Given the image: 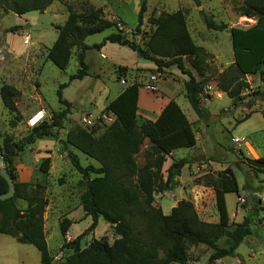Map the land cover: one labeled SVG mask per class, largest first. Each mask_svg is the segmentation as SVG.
Masks as SVG:
<instances>
[{"label":"trees","instance_id":"1","mask_svg":"<svg viewBox=\"0 0 264 264\" xmlns=\"http://www.w3.org/2000/svg\"><path fill=\"white\" fill-rule=\"evenodd\" d=\"M53 2L0 0V10L18 16L30 12L44 13ZM146 5L147 0H144L138 15V25L131 38L123 36L117 28L118 23L106 19L102 9L91 7L89 3L82 4L80 11L69 7L67 21L56 27L58 37L48 50L47 60L59 70L65 71L75 56L78 70L70 77V82L84 80L89 76L86 53L89 50L100 51L108 43L130 48L141 59L152 62L160 74L177 65L178 70L188 77L185 97L199 121L208 125L210 115L201 102V94L206 86H203V81H209V65L204 50L195 44L187 27L186 16L181 10L151 18L150 23L155 28L145 47H141L134 39L144 25ZM246 7L244 15L256 19V23L248 28H230L234 63L219 75L216 84L212 83L228 97L238 101L242 100L241 94L249 87L247 75L258 74L264 82V0H247ZM204 22L210 30L224 32L228 29L226 24H217L211 17L204 16ZM21 30L22 26H15L8 29L7 33H18ZM107 31L110 33L99 44L86 43L89 37ZM186 62L196 76L185 66ZM116 73L121 78L131 71L127 67H117ZM67 86L62 85L58 91L60 103L65 108L53 114L50 122L46 119L31 129L20 143H13V147L7 144L2 151L5 170L14 182L15 194L10 199L0 200V234L34 246L41 254V264H53L44 222L48 206L46 179L52 161L51 158L42 159L31 181L24 183L19 181L15 158L39 140H58L56 129L59 124L56 120L70 113L71 105L63 99L61 92ZM143 87L145 85L136 81L105 108L104 116L113 118V122H105L104 130L79 129L66 135L64 142L67 148L73 147L100 166L90 164L83 167L78 157L70 153L72 165L86 181L80 196V206L86 216L92 218V223L74 240L65 239L61 250H71L73 254L63 264H188L189 248L198 246L213 250L207 264L237 257L241 244L252 235L254 222L248 216L241 223L230 222L225 196L239 193L238 181L231 168L213 175L217 178L215 181H207V176L204 177L205 184L213 187L216 194L218 223L202 221L191 201H180L168 215L154 206V194L158 185L164 181L162 169L167 157L176 150L194 148L197 138L192 124L174 101L164 108L156 121L141 119L138 102L139 91ZM0 94L4 106L15 115L16 121H22L15 101L19 91L5 85ZM261 97L264 101V93ZM235 105L238 106V103ZM249 118L250 115L237 121L236 125ZM11 126L16 127L17 122ZM147 140L149 146H145ZM144 148L146 160L140 163ZM248 162L264 169V156L259 159L249 158ZM190 164L188 159L173 161L167 170L166 188L175 185V178L181 177L182 170ZM8 190V184L0 174V195ZM19 201L26 202L25 210L19 208ZM262 211L264 207L258 209V212ZM101 219L110 225L118 239L113 244L93 240L89 246L84 247V238L97 229ZM71 226L72 222L68 218L60 223L64 237ZM222 238H225V243L220 245Z\"/></svg>","mask_w":264,"mask_h":264},{"label":"rangeland","instance_id":"2","mask_svg":"<svg viewBox=\"0 0 264 264\" xmlns=\"http://www.w3.org/2000/svg\"><path fill=\"white\" fill-rule=\"evenodd\" d=\"M247 0H147L146 12L144 14V25L141 28L139 35L135 37V41L145 47L148 37L154 30V25L150 23L151 18H157L164 13H174L178 10L183 11L188 17L189 28L198 44L207 46L206 59L209 62L208 77L209 81H203L204 85L210 83L216 84L219 77V68L227 69L230 66V61L233 59V46L230 35V28L241 27L248 28L256 23V19H250L244 14L246 12ZM105 0H88L91 7L99 9L103 7ZM122 4H121V3ZM144 0H113L114 8L121 10L124 14V22L126 32L130 38L134 30V24L138 22V15ZM78 4V3H73ZM58 4H55L54 8ZM89 6H86L88 8ZM1 9V8H0ZM81 10L79 6L78 10ZM204 16L211 17L217 24H226L228 29L224 32L214 31L207 28L204 22ZM68 17V13L61 9L60 13L53 14L51 12H30L23 16H18L11 12L0 10V90L3 86L9 85L16 88L19 94L15 101L18 111L22 117V121H16V117L3 104L0 94V144L2 151L7 144L13 147V143H20L26 135L31 132L27 126L29 117L39 111L44 110L47 115V120L50 122L53 114H58L65 107L61 105L58 91L64 84L68 86L61 90L62 97L66 101H70V113L63 119H58V130L56 129L58 138L62 135L61 142L62 158H59L58 152L54 157L55 165L54 174L48 180L46 179V187H49L48 198L53 201L52 210L47 220L46 239L49 252L52 256L53 264H63L67 258L72 256L71 250H61L62 245L66 241H72L76 234L85 232L92 223V219L79 222L74 225L69 235L72 240L64 237L60 230V223L63 220V214L66 212V206L71 211L80 206V196L86 186V181L76 171L71 163L70 153H65L68 148L65 145V138L68 132L79 129H94L103 128L106 126L104 115L105 108L96 105L95 108L79 109L80 102L83 100V89L91 86L94 68L84 80H75L70 82V77L77 73L78 61L75 56L72 57L68 68L65 71L59 70L52 62L47 60V54L50 47L57 38V25H63ZM26 22L31 24L29 29ZM23 26L18 33H7L11 27ZM113 31V30H112ZM110 31L102 34L91 36L87 39L88 44L100 43ZM134 33V32H133ZM15 46H22L19 50H14ZM75 51V50H74ZM90 58H94L98 66H103L107 63L97 50L89 53ZM87 62V61H86ZM147 67L153 66L149 61L144 62ZM185 66L190 69L188 62ZM192 73H195L194 71ZM131 75L125 73L123 76ZM136 80L157 92L160 83L164 84L163 89L170 87L178 93V103L181 110L184 111L187 119H198L193 111L187 98L184 96V87L182 79H188L180 70L172 67L170 70H165L158 78V72L153 74H145L138 72ZM196 75V73H195ZM153 77V78H152ZM185 77V78H184ZM105 80L109 82L110 75L108 71L104 74ZM122 78V77H121ZM133 77L130 78L129 84L133 83ZM120 79V78H119ZM162 81V82H161ZM246 82L249 87L241 94V101L233 100L226 93L218 89V93L201 97L202 106L209 112L208 125L204 122L198 128L193 125V130L200 145V150L191 154V161H198V164L193 162L182 170L181 177L175 178V185L171 188H166L165 181L167 170L172 165L173 160L168 156L163 165L164 181L158 185V189L154 194V206L161 208L164 214H170L173 207H176L182 200L191 201L202 220L211 223H218L216 200L208 193L194 192L192 189L197 182H204L202 178L207 173H210L206 157L202 155L205 149L209 155L218 159V157L226 156V151L229 147H234L231 143L232 138L242 139L241 147L245 150V140H249L260 156L264 155V129L260 122V118H253L250 122L243 126H236V122L243 120L248 115L254 112H260L264 116V101L261 94L264 93V82L260 76L247 75ZM110 86H113L114 81H110ZM116 87L122 88L121 84H115ZM73 102V104L71 103ZM238 103V106L235 105ZM190 111V112H189ZM17 122L16 127L11 124ZM104 130V128H103ZM263 131V132H262ZM235 143V142H234ZM149 140L145 146H149ZM237 144V143H236ZM239 144V143H238ZM227 147V148H223ZM251 151V146H248ZM65 148V149H64ZM78 157L80 164L87 167L93 161L78 150H73ZM3 153V152H2ZM146 148L142 150L139 161L143 163L146 160ZM239 156V153H237ZM230 161L233 164V169L237 172V178L241 185L240 191L244 193L243 184L248 183L255 192L264 194V169L252 165L248 162V168H238L235 161L238 158L235 154L230 155ZM193 158V159H192ZM251 157H247V159ZM177 161V160H174ZM24 166L32 162V156L29 150L20 155H16L15 163L17 172L21 164ZM50 169V170H51ZM34 173V172H33ZM215 174V173H214ZM214 174L207 175V181H215L217 179ZM248 174V175H246ZM39 177H43L39 175ZM48 189V188H47ZM47 191V190H46ZM47 194V193H46ZM196 194V196H195ZM63 197V198H62ZM63 201H61V200ZM236 194H231L227 199V206L230 211V222L236 223L233 218L234 209L236 206ZM263 198L248 197L245 198L244 207L251 205L252 210H248L245 216L251 217L254 225L252 226L253 235L245 239L237 250L238 259L225 258L217 261L215 264H264V211L258 212L259 208L264 207ZM259 200L262 201L259 202ZM19 206L26 205L25 202L19 201ZM47 209L45 216L47 214ZM218 219V220H217ZM81 232V233H78ZM78 235V236H79ZM118 239L115 231L103 219L100 220L97 229L84 238L83 246H89L93 240L107 241L113 244ZM220 245L225 243V238L220 240ZM188 264H207L213 250L205 246L190 247ZM0 264H41L40 252L31 245L21 244L15 239L0 234Z\"/></svg>","mask_w":264,"mask_h":264},{"label":"crops","instance_id":"3","mask_svg":"<svg viewBox=\"0 0 264 264\" xmlns=\"http://www.w3.org/2000/svg\"><path fill=\"white\" fill-rule=\"evenodd\" d=\"M73 3H78V4H73ZM84 3H88V0H54L52 5L45 12H51L53 14H56V13H60L61 9L63 8V11H66V13H68V15H69V12H68L69 7H72L74 10H78L79 6L81 7L82 4H84ZM55 4H58L56 8H54ZM113 5H114L113 0H105L103 7H100L99 9L103 10L106 19H108L110 21L118 20V21H122L123 23H125L124 22V20H125L124 14L122 13V11L119 9L116 10ZM79 11H80V9H79ZM185 16H186L188 30H189L195 44L199 48L203 49L205 54H207L208 53L207 52V50H208L207 46H205V45L201 46L200 44H198L196 42V40H195V38H194L190 28H189V25H188V17L186 14H185ZM66 21H67V19H66ZM125 25L128 26V24H126V23H125ZM134 25H135L134 26V29H135L138 25V22ZM57 26H61V25H57ZM29 27H31V24L26 22V26L23 28L29 29ZM57 37H58V33H57ZM86 43H87V40H86ZM94 44H99V43H93V44H88V45H94ZM21 47L22 46H15L14 50H16V48H17V50H19ZM92 51L93 50H89L86 53V61H87V64L89 66V72L91 71L92 67L94 68V72H93V74H90L92 77L91 86L83 89V93H84L83 94V100H81L80 106H79V109H81V110H84L87 108H92V107L95 108L96 105H99V106H102L103 108H106L113 100H115L121 93H123L126 88H128L130 85H132L136 81L138 82V80H136V76H137L136 74L138 73V71H142L145 74H149L151 76H153V74L157 73L156 67L152 62L151 63L153 64V66L147 67V65L144 63L147 60L141 59L137 55L136 52L132 51L128 47H124V46H120L118 44H112V43L106 44L100 51H98L99 55L107 61V63H103V66H101V65L98 66V63H96L95 59L90 58L91 56L89 55V53ZM206 63L209 64V62H207V59H206ZM233 63H234V54H233V59L230 61L229 64L232 65ZM117 67H127L128 69H130L132 76L127 75L126 77H122L119 79L118 75L116 73ZM219 69H220L219 70V75H220L221 73L224 72L225 68L221 67ZM190 70H191V72L194 71L191 68V66H190ZM105 71H108V73L110 75L109 82L107 80H105V78H104ZM193 74L195 75V73H193ZM131 77H133L132 80L134 82L129 84V80ZM110 81H114L115 84L116 83L121 84L123 87L118 88V87H116L115 84L113 86H110V84H109ZM182 81H183L182 86L184 87L185 82L187 80L182 79ZM163 86H164V84L160 83L158 86L157 92H153L151 89H149L147 87H143L140 89L138 107H139V116L141 117V119L150 120L153 122L156 121L158 119V117L161 115L164 108L171 101L176 102V104L180 107V105L178 103V96H180L181 94L178 95V93H176V92H178V91L181 92V90L175 91V89L170 88V87L163 89ZM184 96H185V87H184ZM71 103L73 104V102H71ZM182 112L184 113L183 110H182ZM255 117L260 118L261 124L262 125L264 124L263 114L260 112H254L250 115V118L247 121H245L244 123H242L238 126H243V125L247 124L248 122H250ZM198 120L199 119H192V121H189V122L192 124V127H193V125H195L198 128L199 126H201L200 125L201 123H199ZM238 126L236 125L233 128L238 127ZM262 127L264 129V125ZM245 137L246 136L242 137L243 141H244ZM233 139L234 138L231 139V143L234 145V147L230 146L229 149H227V151H226V156H224V157L220 156V157H218V159H215V157L212 155H209V153L205 149H203V151H201L202 155L205 156L206 160H207V163H205V165L212 168L210 170V173H207L202 178H204L208 174H214V173H215L214 176H216V173L218 174L220 172H223L227 168H231L233 170V172L236 176V179L238 181V185H239V193L236 194L237 199H236L235 209L233 210L234 211L233 218L236 219V223H241L244 220V217H246L245 215H246L247 211L252 210V208H253L251 205H249L248 207L243 206V204L245 202V198L258 197L260 199V198H263L264 194L262 195V193H260V192H255L252 189V187H250V184L247 185L248 183H245L242 186L244 193H242L240 191L241 185H240L239 180L237 178V172L235 171V169H233V164L230 161V158H231L230 155L235 154L237 156L236 158H238V159L234 163H235V165H238V168H241L239 166H242L244 169L247 168V170L250 172V169H249L250 167L248 168V165H247V157L249 155H248V153L245 152L243 147H241V145H240L242 143L241 142L242 139L240 140L239 138H235L239 141V144L234 143ZM246 141H249V140L246 139L245 142ZM61 142H63L62 135L60 136V138H58V140H51V139L39 140L33 146L26 148V150H29L31 153L32 162H30L26 166H24L25 162H23V164H21V167L19 168V174H18L19 181L24 182V183L30 182L32 175H33V172L36 170L37 165L44 158H51V161H52L51 165L52 164L55 165L54 157L56 156L57 152H58L59 158H62V154H61L62 151H61V147H60ZM199 148H200V145L197 142L196 146L192 149L176 150L170 155L172 158L171 160H173V161L177 160L178 161L181 159H188L191 163L193 162L196 165L199 162L195 161V160L191 161L190 158H191V154L196 153L197 151L200 150ZM223 148H227V147H223ZM73 150H74L73 147H68V150L67 151L63 150V152L74 154ZM237 153H239V156ZM89 159H91V158H89ZM91 160L93 162L90 164H92L96 167L100 166L99 163H97L95 160H93V159H91ZM53 169H54V166H53ZM53 169L50 170L49 176L47 177V180L50 177H52V175L54 174ZM246 175H248V174H246ZM47 188L48 189L46 191V193H47L46 198L48 200V206L46 209L48 211H47L46 216L44 215L45 234H46V227H47V220H48L47 216H49L50 210H52V208H53L52 207L53 201L48 198L49 187L47 186ZM192 190L195 193L201 192V193H203V195H204V193H208L209 195H211V197H213L214 200H216V194H215L214 188L206 185L205 181L204 182H197ZM229 195H231V194H226V196H225L226 204H227V199H228ZM195 196H196V194H195ZM262 201H264V199ZM262 201L259 200V202H261V203H262ZM18 206H19V203H18ZM19 208H21L22 210H25L27 208V204L24 206H19ZM227 209H228V206H227ZM228 212L230 213L229 209H228ZM63 215H64L63 219L68 218L72 222V226L70 227V229L74 225L78 224L79 222L86 221V220L89 221L90 220L89 218H91V217L86 216V214H85V212L81 206H78V207H76L75 210L71 211L67 205L66 206V212ZM216 216L219 219L218 213ZM202 221L211 223L209 221H206L205 219ZM70 229H69V231H70ZM69 231L66 234V238H68L69 240H72L71 236L69 235ZM78 233H81V232H78ZM1 235H3V234H1ZM78 235L79 234H76L75 237H78ZM252 235H253V231H252ZM5 236H7V235H5ZM15 240L17 241V239H15ZM235 258L238 259L239 257H235ZM235 258H232V259H235Z\"/></svg>","mask_w":264,"mask_h":264},{"label":"built area","instance_id":"4","mask_svg":"<svg viewBox=\"0 0 264 264\" xmlns=\"http://www.w3.org/2000/svg\"><path fill=\"white\" fill-rule=\"evenodd\" d=\"M115 22H117V28L118 30L122 33L123 36H125L126 38H130L129 34L126 32V25L118 20H113ZM161 74H158V78ZM153 78V77H152ZM218 93V89L216 88V86L214 84H209L206 85L203 89V92L201 94V97L203 98L204 96H209L212 94ZM47 119V115L45 113L44 110H39L35 113H33L29 119L27 120V126L30 129H33L37 126H39L41 123H43L45 120ZM104 120H106L105 122L108 124H111L113 122V118L109 117V116H104ZM233 142L235 143H239V141L237 139H233ZM248 146H251L252 150H250V148ZM245 149L249 155V157H251V159H259L261 156L260 154L257 152V150L254 148V146L246 141L245 142Z\"/></svg>","mask_w":264,"mask_h":264},{"label":"water","instance_id":"5","mask_svg":"<svg viewBox=\"0 0 264 264\" xmlns=\"http://www.w3.org/2000/svg\"><path fill=\"white\" fill-rule=\"evenodd\" d=\"M173 67L178 69L177 65H174ZM5 166H6V162H5V159L3 157L2 148H1V144H0V174L6 180L8 187H9V190L7 193L0 195V200H2V201L14 197V194H15L14 182L11 179L10 175L6 172ZM242 264H245V263H242Z\"/></svg>","mask_w":264,"mask_h":264}]
</instances>
